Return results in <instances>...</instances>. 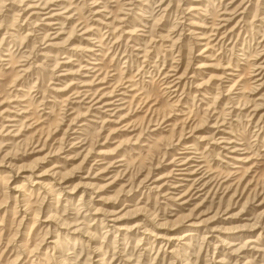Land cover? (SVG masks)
Masks as SVG:
<instances>
[{
    "label": "rangeland",
    "instance_id": "374dc122",
    "mask_svg": "<svg viewBox=\"0 0 264 264\" xmlns=\"http://www.w3.org/2000/svg\"><path fill=\"white\" fill-rule=\"evenodd\" d=\"M29 3L47 7L42 12L54 9L61 24L47 30L43 20L30 19ZM50 42L58 44L45 49ZM263 44L264 0H0V264H93L96 253L107 255L105 264H218L221 257L226 264H264V83L251 89L260 78L253 69L264 59L258 58ZM94 66L96 72L87 70ZM225 72L236 74L231 83ZM165 73L180 77L179 94L165 88ZM92 75L100 77L95 90L116 86L114 98L135 89L119 101L123 118L102 113L108 107L93 108L99 104L90 102L92 95L67 98ZM236 81L246 91L239 94ZM259 102L263 108L255 107ZM222 133L236 142L220 143ZM192 144L219 185L200 191L194 185L176 200L188 187L179 186L187 183L179 182L174 166L195 155L185 148ZM236 144L242 150H225ZM53 166L60 171L58 198L51 190H32L23 179ZM16 184L22 196L15 198ZM44 199L54 203L48 207ZM24 209L29 214L22 220ZM97 209V218L112 226L93 223ZM49 213L55 214L53 230L43 223ZM63 221L66 230L75 222L83 227L77 234L82 242L62 234L52 252L47 237L56 236L55 228L65 232ZM192 221H201V231L185 246L180 237ZM138 222L148 234L122 244L113 226ZM158 234L181 241L167 247L164 241L160 252ZM172 247L177 257L169 254Z\"/></svg>",
    "mask_w": 264,
    "mask_h": 264
},
{
    "label": "bare ground",
    "instance_id": "6f19581e",
    "mask_svg": "<svg viewBox=\"0 0 264 264\" xmlns=\"http://www.w3.org/2000/svg\"><path fill=\"white\" fill-rule=\"evenodd\" d=\"M131 1H129V3H130ZM22 3V2H21ZM20 3V4H21ZM25 4V3H24ZM131 4V3H130ZM126 5H128V3L126 4ZM22 6V5H21ZM47 7H42L41 8V5L40 4H38V3H35V4H31V3H29L28 4V6L26 5V9H25V11L26 10H28V11H31L30 12V19L33 17V16H35L38 20H43V21H41L40 23L41 24H44L45 25V27L47 28V30H49V29H54V27L56 26V25H59V24H61V22L59 21V18H57V16L60 14V13H58V12H55V11H53L54 9H52V11H47L46 10V12H42L41 10H38V9H46ZM168 8V7H167ZM129 9H131V8H129ZM189 10H195V9H189ZM245 10V9H244ZM24 12V11H23ZM62 13H63V11H62ZM61 13V14H62ZM228 13V12H227ZM21 14V13H20ZM29 14V13H28ZM23 15V14H22ZM230 15V14H229ZM32 16V17H31ZM63 16V15H62ZM28 17V16H27ZM64 17V16H63ZM230 18V17H229ZM220 19V18H219ZM222 19V18H221ZM222 20H224V18L222 19ZM25 21H26V19H25ZM240 21H242V20H240ZM239 21V22H240ZM30 22V21H29ZM230 22V21H229ZM37 23V22H36ZM40 23H38V24H40ZM66 23V22H65ZM102 23V22H101ZM192 24V23H191ZM218 24V23H217ZM227 24V23H226ZM225 24V25H226ZM30 25H32L31 23H30ZM219 25L220 26H222L220 23H219ZM225 25H223V27L225 26ZM32 26H34V25H32ZM220 26H218V27H220ZM214 27V26H213ZM228 27V26H227ZM214 28H216V27H214ZM221 28V27H220ZM223 29V28H222ZM40 30V29H39ZM36 31V30H35ZM38 31V30H37ZM51 31H49L48 33H46L45 35H44V37H43V39H42V41H44V40H46L45 42H47V39H46V37L47 36H51V34H49ZM84 32H86V30L84 31ZM223 32V31H222ZM232 32V30H230L228 33H231ZM30 33V32H29ZM32 33V32H31ZM57 34H60L59 32L57 33ZM216 34V33H215ZM28 35V34H27ZM33 35V34H32ZM40 35V34H39ZM212 35V34H211ZM54 36H56L55 34H54ZM81 36V35H80ZM226 36V35H225ZM36 37V36H35ZM53 38H56V37H52V39ZM89 38V37H88ZM222 38V37H221ZM220 38V39H221ZM86 39V38H85ZM92 39V38H91ZM86 40H88V39H86ZM42 41H41V43H42ZM93 41V40H92ZM39 42V41H38ZM90 42V41H89ZM57 42H50V43H48L44 48L46 49V48H50V47H53V46H55V44H56ZM92 43V42H91ZM58 44V43H57ZM78 47H73L72 46V48L70 49V50H76ZM78 49H80L81 50V47H79ZM86 49V48H85ZM93 49V48H92ZM88 50H90V51H93V50H91V49H88ZM87 50V51H88ZM49 51L50 50H48L47 51V53L46 54H48L49 53ZM31 52V51H30ZM94 52V51H93ZM4 55V54H3ZM258 55H259V59H263L264 58V44L262 45V49L260 50V52L258 53ZM28 57H30V56H28ZM28 57H26V58H28ZM90 58H92V57H90ZM256 59V58H255ZM3 60H5V59H3ZM95 60H97V59H95ZM87 62H89V61H87ZM92 64H99V63H92ZM176 67V66H175ZM178 67V66H177ZM96 68V66H94V67H92V68H89V69H87V70H89V71H91L92 69H93V71L94 72H96V70L97 69H95ZM226 68H229V66H227ZM238 70V69H237ZM92 71V72H93ZM173 71V70H172ZM175 71V70H174ZM253 71L254 72H256V74H254L253 76H260V78H258L257 80H255V82L257 81V82H260L261 80H263V78H264V76H263V74H264V59H263V61L262 62H260V63H258L257 64V66L255 67V69H253ZM174 74V73H173ZM170 75L169 73H165V75H164V77H163V79H164V84L166 85L165 86V88L166 89H168V90H170V91H168V92H170L171 94H175V93H177V94H179L178 93V91H179V87H180V81H179V79H180V77H176L175 79H171L172 77H174V75ZM225 74H227L226 76H224V80H225V82H229V83H231L234 79L232 78V77H230V75L232 76V75H234V76H236V74H233V72H228V73H226L225 72ZM64 74H62V75H58V76H63ZM86 76V75H85ZM93 77H89V78H87V79H84L83 81H81L80 82V84H78V86L77 87H75V88H73V92L67 97V98H71L73 95L75 96V97H81V96H84V98H89L91 95H92V99H91V101L90 102H92L93 100H95V99H97L93 104H99V106H97V107H93L94 105L93 104H91L89 107H93V108H97L98 110H101L102 108H105V107H108L107 109H105L104 111H102V113L103 112H109V113H107V114H110V115H117V116H120L121 118H123V109L125 108V107H123V105L119 102L120 100H122L121 102L123 103V102H126L127 100H126V98L127 97H132V95H130L129 93V95L128 94H125L126 93V91H130V90H135L134 88L133 89H129V90H125L124 92H123V94L124 95H127V96H123V97H121V98H118V97H116V98H114V96H116V95H114V90H115V87H112V89H110V90H108L107 88V90L106 91H104V89L103 88H105V87H103L102 89L103 90H101V91H99V88L98 89H96L95 90V85H94V78H100L99 76H97V75H92ZM182 76V75H181ZM181 78H183V77H181ZM176 79H178V80H176ZM105 80H107L106 78H102L101 80H98V81H101V82H105ZM224 80H222V81H224ZM108 82V81H107ZM237 82H240V81H236L233 85H235V84H238V86H241V87H239V89H240V92H238L239 94H241L242 92H244V91H246V85H240L239 83H237ZM256 82V85H254V88L252 87L251 89L252 90H258V87H261V84H263L264 83V81H262L261 83H257ZM74 84H76V83H71L70 85H67V86H73ZM100 84V83H99ZM164 86V85H163ZM59 88V87H58ZM125 88V87H124ZM127 89H128V87H126ZM60 90H66L65 88L64 89H61V88H59ZM58 89V90H59ZM70 89H72L71 87H70ZM82 89H85V90H82ZM95 90V91H94ZM131 92H134V91H131ZM97 93H98V95H97ZM100 93H102L101 94V96H99V94ZM251 93H252V91H251ZM122 94V93H121ZM177 94L176 95H174V96H177ZM136 96V95H135ZM173 96V95H172ZM171 96V97H172ZM107 97H109V98H107ZM241 99V98H240ZM260 100H261V97L259 98ZM258 99V100H259ZM252 100V99H251ZM256 100V99H255ZM263 101H264V99H262ZM119 102V103H118ZM101 103V104H100ZM263 103V102H262ZM262 104L259 102V103H255V107L257 108L258 106L261 108L262 106H261ZM254 107V108H255ZM258 107V108H259ZM263 108V107H262ZM106 110H110V111H106ZM259 110H261V109H259ZM254 111V110H253ZM216 113V112H215ZM254 114H255V112H254ZM6 118H8V117H6ZM263 118V117H262ZM219 119V118H218ZM123 120V119H122ZM5 121H15V118H8V119H6ZM220 123V121L219 120H216V122H215V125H214V127L213 128H218V124ZM131 125V124H130ZM5 125H3L2 126V131H6V130H8L7 128H5V129H3V127H4ZM8 127H10V126H13V125H7ZM133 131H134V129H133ZM132 131V132H133ZM130 132V131H129ZM222 132H225L226 133V131L225 130H223ZM7 134H10V132H8ZM221 134V133H220ZM219 138V140L218 141H220V143H223V142H226V143H230V144H233V143H235L236 141L232 138V137H227V135L225 136L224 135V133H222V136H220V137H218ZM181 140V139H180ZM181 144V143H180ZM62 148V147H61ZM186 149H195V152H191V153H195V155H193V157H189V156H192L191 154H188V156L187 157H185V158H181V159H179L178 161L180 162V163H177V164H175V165H178L179 167H176V166H174L176 169H174V170H176L178 173L177 174H179V176L181 177V178H179V182H186L187 184H184V185H179V186H186V187H188L184 192H182V194H179L178 195V197H177V199L176 200H181V199H183L184 198V196H186L187 194H188V192L192 189V188H195L196 186H194V185H197V186H199V188L200 187H202L201 189H199V191L200 190H202L205 186L207 187V186H209V185H211V184H213V182H214V177H212V175L211 174H208V172L210 171V168H209V166H207V165H205V164H203V155H201V153L200 152H198L197 150H198V148H196L195 146H194V144H192V145H189V146H186L185 147ZM239 148V147H238ZM237 148V144L236 145H232V146H230V147H227V148H225V150H230L229 152H238L239 150H242V149H238ZM207 149V148H206ZM190 153V152H189ZM230 153V154H231ZM240 153V152H239ZM196 154H199V155H196ZM242 154V153H241ZM200 156V157H199ZM101 157H102V159L103 160H106V159H108L109 157L108 156H104V155H101ZM108 157V158H107ZM181 157V156H180ZM231 157V156H230ZM199 158V159H198ZM243 158V157H242ZM242 158H238L237 159V161H241V160H243ZM5 159V158H4ZM109 159H112V158H109ZM234 159V158H233ZM37 160V159H36ZM247 160V159H246ZM38 161V160H37ZM39 162V161H38ZM245 162V161H244ZM36 163V162H35ZM42 163V162H41ZM106 163V162H105ZM174 163H176V162H174ZM97 164V163H96ZM229 164V163H228ZM35 165H37V163L35 164ZM7 167H9V169H10V167H11V162H10V164L7 166ZM239 167V166H238ZM33 168V167H32ZM34 168H36V166L34 167ZM57 167H55V166H53L51 169H49V170H46V171H42V172H38V174L37 173H34V172H31V174H28V175H26V176H23V179L25 180V182L26 181H28V182H30V186H31V188H32V190L34 189V190H40V189H44L46 192L45 193H48L49 194V192L48 191H50L51 190V192H55V196L58 198V196L60 195V193L58 194L57 193V191H56V186H57V184H60V181H58V177H56V176H58V174L60 173V171L59 170H57L56 169ZM26 170V169H25ZM20 171V170H19ZM35 171V170H34ZM49 171V172H48ZM18 172V171H17ZM22 172V171H21ZM214 172V171H213ZM20 173V172H19ZM50 176L52 179H47V178H45V176ZM230 175V174H229ZM192 177V178H191ZM57 178V179H56ZM65 178H67V177H65ZM64 177H63V179H65ZM84 178H87L86 176L84 177ZM230 178V177H229ZM220 179V178H219ZM219 179H217V180H219ZM60 180V179H59ZM61 180H62V178H61ZM228 180V179H227ZM7 181V180H6ZM66 182V181H65ZM217 182V181H216ZM218 183V182H217ZM217 183H215V184H213L212 185V187L213 186H218L219 185V183L217 184ZM221 183V182H220ZM8 184V183H7ZM22 184H24V183H22ZM87 184H88V182H87ZM144 184V183H143ZM63 185V184H62ZM84 185H86V182H85V184ZM6 186H8V185H6ZM59 186V185H58ZM79 186V185H78ZM77 186V187H78ZM84 187V186H83ZM86 187V186H85ZM88 187V186H87ZM139 187V186H138ZM148 187V186H147ZM13 189H14V191H15V193H17V194H15L14 196H15V198L16 197H21L22 196V188L20 187V185H15L14 187H12ZM66 188V187H65ZM149 188V187H148ZM75 189H76V187H75ZM75 189H74V191L72 192V193H69V194H75ZM59 190V189H58ZM85 190V189H84ZM130 190V189H129ZM129 190L127 191V193L129 192ZM157 190H159V189H157ZM41 191V190H40ZM24 192V191H23ZM32 192H34V191H32ZM59 192V191H58ZM85 193V192H84ZM88 193V192H87ZM29 194V193H28ZM24 195V194H23ZM47 195V194H46ZM82 195V194H81ZM80 195V196H81ZM85 195V194H84ZM84 195H82L83 197H84ZM38 196V195H37ZM81 196V197H82ZM39 197V196H38ZM37 197V198H38ZM46 197V196H45ZM48 197H51V196H48ZM47 197V198H48ZM64 197V196H63ZM59 198H61V197H59ZM73 198V196L71 197V199ZM40 199V198H39ZM70 199V200H71ZM82 198H80V200H81ZM19 200H21V199H19ZM26 200V199H25ZM45 201H46V204L45 205H48V207L49 206H52V204L54 203V201H52V200H46V199H44ZM61 200V199H60ZM99 200H101V199H99ZM15 202H16V200H14ZM44 201V202H45ZM84 201V200H83ZM67 202L69 203V199H67ZM81 202V201H80ZM185 202H187V201H184L183 203H185ZM8 203V202H7ZM42 203H43V201H42ZM183 203H180V204H183ZM87 204V203H86ZM187 204V203H186ZM16 205H17V203H16ZM15 205V206H16ZM19 205V204H18ZM17 205V206H18ZM24 205V204H23ZM22 205V206H23ZM21 206V205H20ZM43 206V205H42ZM66 206V205H65ZM32 207V206H31ZM25 208V207H24ZM28 208V207H27ZM41 208V207H40ZM47 208V207H46ZM56 208H57V206H56ZM72 208V207H71ZM103 208V207H102ZM49 209V208H48ZM81 209V208H80ZM88 209V208H87ZM90 209V208H89ZM175 209V208H174ZM29 210V209H28ZM28 210H26V209H24V212H25V215H24V217H23V219L22 220H25L24 218H28V214H29V211ZM35 210V209H34ZM86 210V209H85ZM81 211V210H80ZM100 210L99 209H97L96 210V212H94V215H96L95 216V218H94V224H95V222L96 221H101V224H102V227H109V226H112L111 224L110 225H108L109 223H107V221H105L106 220V218H97V215L98 214H100V212H99ZM39 212V211H38ZM41 212V211H40ZM87 212V211H86ZM37 213V212H36ZM35 213V214H36ZM74 213V212H73ZM103 213V212H102ZM110 213V212H109ZM117 214V213H116ZM55 215V214H54ZM54 215H52V216H54ZM87 214H85V216H86ZM106 215V214H105ZM104 215V216H105ZM38 216H39V214H38ZM52 216L50 215V213L48 214V216L43 220V223H44V225H45V227H47V230L48 229H50V230H53V229H51V228H54L53 226H54V223H55V221L53 220V218H52ZM56 216H58V215H56ZM36 217V216H35ZM121 217V216H120ZM37 218H39V217H36V219ZM70 218V217H69ZM113 218V217H112ZM35 219V218H34ZM56 219H58V221H57V223L59 222V218H56ZM27 220V219H26ZM109 220H110V222L111 221H115V222H117V220H119V219H110L109 218ZM36 221V220H35ZM42 221V220H41ZM202 221V220H201ZM201 221L199 222V223H195V222H190L187 226H189V228L188 229H186V230H184L183 232V235H182V237H180V239L181 240H184L185 242L183 243V245H187L188 246V243H187V241L188 240H191V239H193L201 230L200 229H197V227H199L201 224ZM21 222V221H20ZM85 222V221H84ZM63 224H64V226L62 225L61 227L59 226V228L61 229V230H65V232L64 231H58V230H56V228L54 229V231L56 232V236H53L52 237V235L51 236H49V237H47V241H46V245H47V248L48 249H52V252L54 251V250H56V248H57V246H59L58 245V243H59V240H58V238H60V236L62 235V234H64V235H68V234H74V237L73 238H76L75 239V243H77V242H82V241H79L78 239H77V234H79V232L83 229V227H81L79 224H76L77 222H75V225H72V227L74 226L75 228L73 229V230H71V229H68V230H66L67 228L65 227V225H66V223L67 222H65L64 223V221L62 222ZM73 223H74V221H73ZM80 223V222H79ZM114 223V222H113ZM254 223V222H253ZM56 224V223H55ZM68 224V223H67ZM181 224V223H180ZM255 224V223H254ZM257 224V223H256ZM69 225H71V224H69ZM121 225V224H120ZM143 223L142 222H138V223H135L134 225H131V226H123V225H121V226H116V225H114L113 226V228H115V229H117L118 230V234H119V236L121 237V239L123 240V242H122V244H124V242H126V241H128V243H129V240L128 239H131V237L133 236V235H135V236H139V233L141 232V234H148V231L147 230H144V228H143V230L144 231H140V228H142L143 227ZM203 225V224H202ZM37 226V225H36ZM90 226V225H89ZM176 226V225H175ZM179 226V225H178ZM255 227H253L254 229L256 228V227H258L257 225H254ZM263 226V225H262ZM71 227V226H70ZM91 227V226H90ZM89 227V228H90ZM42 228V227H41ZM175 228V227H174ZM211 228V227H210ZM209 228V229H210ZM262 228V227H261ZM264 228V227H263ZM100 229V228H99ZM207 229V228H206ZM212 229H214V228H212ZM212 229H211V231H212ZM243 229V228H242ZM251 229V228H250ZM116 230V231H117ZM171 230H173L172 228H171ZM217 230V229H216ZM252 230V229H251ZM264 230V229H263ZM262 230V231H263ZM41 231H42V229H41ZM67 231V232H66ZM88 231V230H87ZM134 231H136L135 233H134ZM206 231V230H205ZM215 231V230H214ZM40 232V231H39ZM90 232V231H89ZM88 232V233H89ZM113 232V231H112ZM54 233V232H53ZM61 233V234H60ZM83 234H84V232H82ZM116 233V234H117ZM90 234V233H89ZM91 234H93V232H91ZM95 234V233H94ZM93 234V235H94ZM40 235V234H39ZM38 235V236H39ZM45 235V234H44ZM43 235V236H44ZM47 235V234H46ZM92 235V236H93ZM109 235V234H108ZM210 235V234H209ZM262 235V233L260 232V233H258V237H260ZM37 236V237H38ZM48 236V235H47ZM63 236V235H62ZM84 236H86L88 239L90 238V236H88V234L86 235V234H84ZM115 236H117V235H115ZM167 236V235H166ZM181 236V235H180ZM41 237V236H40ZM39 237V238H40ZM65 237V236H64ZM78 237H79V235H78ZM107 237V236H106ZM208 237V236H207ZM263 237V236H262ZM93 238V237H92ZM118 238V237H117ZM142 238V239H141ZM140 238V241L141 240H143V237H141ZM156 238H158L159 239V244L161 245L159 248H160V252H161V248L165 245L166 247L167 246H172V244H173V242H174V240H178L179 239V237H176L175 235H170L169 234V236L168 237H165L164 235H159L158 234V237H156ZM199 238V237H198ZM204 238V237H203ZM41 239V238H40ZM42 239H44L43 237H42ZM65 239V238H64ZM179 239V240H180ZM46 240V239H45ZM90 240V239H89ZM116 240H118V239H116ZM115 240V241H116ZM178 240V241H179ZM180 240V241H181ZM204 240V239H203ZM202 240V241H203ZM206 240V239H205ZM165 241V244H163V242ZM40 242H42V241H40ZM40 242H39V244H40ZM208 242V241H207ZM245 242V241H244ZM246 242H248V246H250L251 245V243L252 242H254L251 238H248L247 239V241ZM203 243H205V241H203ZM223 243V242H222ZM229 243V242H228ZM264 243V242H263ZM41 244H43V243H41ZM40 244V245H41ZM104 244V243H103ZM162 244H163V246H162ZM227 244V243H226ZM247 244V243H246ZM253 244V243H252ZM20 245V244H19ZM17 246V247H20V246ZM120 245V244H119ZM234 245V244H233ZM235 245H237V243H235ZM244 245V244H243ZM108 246H109V244H108ZM164 246V247H165ZM178 246H179V244H178ZM226 246H229V245H226ZM241 246V245H240ZM245 246V245H244ZM44 247V246H43ZM163 247V248H164ZM217 246H215V248H216ZM232 247V246H231ZM237 247H239V246H237ZM237 247H236V249H237ZM21 248V247H20ZM45 248V247H44ZM103 248V247H102ZM101 248V249H102ZM122 248V247H121ZM242 249V247H239L238 249ZM259 248V247H258ZM22 249V248H21ZM95 249V248H94ZM98 249H100V248H98ZM98 249H95L94 250V252L95 251H97ZM125 249V248H124ZM165 249H167V248H165ZM245 249H246V247H245ZM250 249H254V250H258L257 249V247L256 246H251L250 247ZM23 250V249H22ZM116 250H118V249H116ZM115 250V251H116ZM126 250V249H125ZM180 250V249H179ZM216 250V249H215ZM16 251V250H15ZM25 250H23L22 251V253L24 252ZM58 251V250H57ZM159 251H157V253H159ZM169 251V250H168ZM167 251V252H168ZM178 251V249L176 250V248H174V247H172V249L169 251V254H171L172 256L174 255V253L175 252H177ZM208 251V250H207ZM234 251V250H233ZM33 252V251H32ZM38 252V251H37ZM46 252H47V250H46ZM92 252H93V250H92ZM108 252V251H107ZM120 252V251H119ZM143 252V251H142ZM142 252H140V253H142ZM215 252V251H214ZM235 252V251H234ZM238 252V251H237ZM261 252V251H260ZM263 252V251H262ZM42 253V252H41ZM69 253V252H68ZM115 253V252H114ZM121 253V252H120ZM225 253V252H224ZM223 253V254H224ZM228 253V252H227ZM233 253V252H232ZM33 254H34V252H33ZM67 254V253H66ZM125 254V253H124ZM165 254V253H164ZM239 254V253H238ZM249 254V253H248ZM21 255V254H20ZM35 255V254H34ZM38 255V254H37ZM70 255V254H69ZM176 255H178V254H176ZM176 255H174V256H176ZM214 255V254H213ZM48 256V255H47ZM52 256H54L53 255V253H52ZM68 256V255H67ZM143 256V255H142ZM180 256V255H179ZM178 256V257H179ZM242 256V255H241ZM250 256H251V254H250ZM262 256V255H261ZM33 257V256H32ZM37 257V256H36ZM35 257V258H36ZM49 257V256H48ZM68 257H70V256H68ZM73 257V256H72ZM90 257V256H89ZM95 257H98L96 260L94 259V263L93 264H105V261H106V257H107V255L106 256H104V257H99V255L96 253V255H95ZM163 257H165V256H163ZM171 257V256H170ZM177 257V256H176ZM17 259H18V257H16ZM91 258V257H90ZM115 258V257H114ZM113 258V259H114ZM126 258V257H125ZM166 258V257H165ZM254 258H256V257H254ZM40 259V258H39ZM122 259V258H121ZM212 259H213V256H212ZM216 259V258H215ZM239 259V258H238ZM237 259V260H238ZM19 260V259H18ZM36 260V259H35ZM120 260V259H119ZM126 260H128V258L126 259ZM236 260V261H237ZM24 261H26V260H24ZM23 261V262H24ZM60 261V260H59ZM63 261V260H62ZM89 261H91L90 259H89ZM88 261V262H89ZM111 261H112V258H111ZM110 261V262H111ZM176 261V260H175ZM216 261V260H215ZM234 261V260H233ZM245 261H246V263L245 264H248V261L245 259ZM218 264H226L227 263V261L223 258V257H221V258H219L217 261H216ZM229 262V261H228ZM241 262V261H240ZM244 262V261H243ZM242 262V263H243ZM90 263V262H89ZM188 263V262H187ZM187 263H185V264H187ZM242 263H240V264H242ZM119 264V263H118ZM239 264V263H238Z\"/></svg>",
    "mask_w": 264,
    "mask_h": 264
}]
</instances>
